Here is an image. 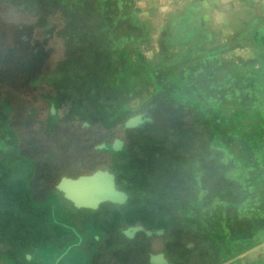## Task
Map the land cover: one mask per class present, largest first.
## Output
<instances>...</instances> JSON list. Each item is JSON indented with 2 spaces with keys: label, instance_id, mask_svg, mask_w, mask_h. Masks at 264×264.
I'll return each mask as SVG.
<instances>
[{
  "label": "rangeland",
  "instance_id": "rangeland-1",
  "mask_svg": "<svg viewBox=\"0 0 264 264\" xmlns=\"http://www.w3.org/2000/svg\"><path fill=\"white\" fill-rule=\"evenodd\" d=\"M93 7L89 5L87 10L93 11ZM88 11L83 13L87 17ZM110 14L114 20L117 14V21L123 15L133 17L137 29L125 22L109 25L95 13L90 17L102 30L100 34L94 30L91 37H100L89 46H82L79 41H68L59 24L54 30H43L38 23L40 10L32 0H0V30L5 34L0 39V50L11 49V53L6 50L11 54L9 60L17 64L16 70L0 80V99L2 105L9 102L15 109L10 118L13 123L19 122L18 133L23 134L18 141L12 136L7 115L0 106V160L6 159L3 169L17 178L19 185L33 178L28 185L34 194L32 198L25 194L28 201L13 196L0 198V209L14 212L22 226L8 229L7 236L12 239L0 241V246H24L27 240L44 250L51 245L44 240H54L50 234L55 230L78 236L64 207L52 195L39 200L46 184L44 176L38 181L37 172L54 175L50 180L55 185L56 174L72 173L73 166H79L81 171L100 167L117 175L118 187L129 197L127 226L158 223V209L143 211L144 202L156 201L158 207L160 202L173 204V218L163 235L147 240L138 235L129 243L139 246L141 258L147 253H163L170 264L227 263L243 248L242 233L247 231L243 230V221L241 230L228 227L229 219H249L258 214L256 210L264 214V205L252 204L247 199L250 190L242 184L251 182L258 197L264 198V0H118ZM73 24L80 25L75 21ZM23 56L36 61L46 56L44 62H38L42 71L28 76L31 78L26 81L33 83L30 86L26 82L19 86L16 80L30 73L22 67ZM4 60L8 62L5 54L0 63ZM41 98L59 105L51 115L58 119L52 128L42 120L50 111V104L42 103ZM25 104L35 109L34 118L39 125L20 122ZM74 109L89 110L97 120L93 124L83 119L63 124L65 114ZM141 114H147L152 123L143 130L123 129L128 118ZM96 121L106 130L97 128ZM50 130L55 136L49 137ZM25 132L33 134L32 138L26 137L30 134ZM114 138L122 140L125 148H132L134 157L141 154L144 146L154 145L158 156L165 155L161 168L146 172L149 177H137L121 163V155L92 151L104 140L110 143ZM175 139L179 142L175 143ZM247 143L253 146V156L246 149ZM15 148L32 161L17 156L18 162L24 164L15 163ZM5 154L7 157H2ZM243 155L258 163L263 170L262 179L256 178V171L252 175L248 172ZM36 157L41 158L35 164L37 169L27 167L35 163ZM211 166L218 168L219 174L214 175ZM157 173L169 176L171 184L180 183L189 193L185 195L186 190H181L179 200L157 198V191L153 190V176ZM212 177L217 179L214 184L219 188H240L242 200L228 191L214 194ZM206 188L211 190L204 191ZM147 191L153 195L150 199L146 198ZM182 204L191 205L189 211ZM101 210L113 212L110 206ZM206 222L208 225H204ZM205 226L222 232V239L214 232L221 249L205 236ZM18 230L21 236L13 238L12 232ZM207 242L215 245L210 247ZM127 248L123 260L127 261L128 256L134 263L136 252ZM73 250L61 244L60 252L48 264H85L90 259L88 254L73 256ZM6 261L10 264L8 258Z\"/></svg>",
  "mask_w": 264,
  "mask_h": 264
},
{
  "label": "trees",
  "instance_id": "trees-1",
  "mask_svg": "<svg viewBox=\"0 0 264 264\" xmlns=\"http://www.w3.org/2000/svg\"><path fill=\"white\" fill-rule=\"evenodd\" d=\"M33 3L36 4L38 10H40V16L41 19H39L40 21L38 22L39 24H41V27L43 28V30H54L55 26H57L58 24L62 27L61 28V34L63 36H67V38L69 39L68 41L73 40L75 43H78L79 41V45L82 46H89L91 43H93V39L97 40L99 36L97 37H91L94 32L96 31L98 34H100V30H102V28L100 26H97L95 23V21L93 20L92 16L90 17V15L97 13L100 17L103 18V20H106L107 22H109V25H111L113 22L114 23H118V22H125L126 24H129L133 27V30L137 29L135 28V22L133 21V17H129L126 15H123L121 17V19H118V15L116 14L115 18L117 17L116 20H114V18L111 16L110 12H112L113 10V6L117 7V2L118 0H97V4H102L99 5L100 8L97 9L96 7V0H75L72 1L71 3L66 2L65 0H32ZM94 5V10L92 11H88V6L89 5ZM96 4V5H95ZM90 9V7H89ZM88 11V17L83 14L84 12ZM92 13V14H91ZM34 16V15H33ZM77 22L78 24H80L79 26H75L73 23ZM87 23V24H86ZM86 24V25H85ZM90 24V25H89ZM40 26V25H39ZM95 30V31H94ZM4 33H2V31L0 30V39L4 37ZM91 37V38H90ZM136 39V38H135ZM86 40V42H85ZM84 41V42H83ZM7 44L8 48H9V44L6 42L5 39H3V44ZM16 43V42H14ZM18 45V44H17ZM7 50V49H6ZM5 49L0 50V58L3 54H5V57L8 58V62L7 61H3L4 63H0V80L2 77H4L5 75H7L8 73L11 72V70H16L17 68V64H15V62L10 59L9 57H11V49L6 51ZM26 51V55L29 56V52H27V48L25 49ZM9 54V55H6ZM24 58L22 59L24 61L22 67L27 68L28 72H30L29 74H26L25 77H20L17 80V84L19 86H22L25 82L26 84L33 85L32 81L27 82V79H30L31 77L28 78V76L31 75H35L34 73L38 72L39 70L42 68V65L38 64L44 62V60L46 59V56H44L43 58H41L40 61H36L34 59H32L31 57L27 58L25 56H23ZM42 70H40L41 72ZM37 74V73H36ZM2 91V90H1ZM3 94V93H1ZM5 94V93H4ZM3 94V95H4ZM8 100V98H7ZM42 103L44 104H49V101H46L45 99L41 98L39 99ZM2 101L0 99V106H3V110L5 115H7V123L10 125L9 130L11 131L12 136H14L15 139L20 138L23 134L22 133H18V129L16 126L19 122L13 123L11 121L10 116L15 115V109H12L11 104L8 102L6 104H1ZM56 105V108L59 106L56 102H54ZM25 107V113H23V117L21 118L20 122H26L29 123L30 125H39L38 122H35V116L36 115V111L35 109L30 106V105H24ZM81 109H74L71 111H68L65 114V118L62 120L63 124H68V122H71L72 124L77 123L79 120L83 119L85 121H88L90 124H93V122H95V120H97V118L95 117L94 113L89 111V110H81ZM34 118V119H33ZM19 119V117H18ZM43 121H45L49 127H53L54 125H56V123L58 122L57 119V115L55 116H51V114L48 113L45 115V118L43 117L42 119ZM70 123V124H71ZM96 126L97 128L101 129V128H105L101 122L96 121ZM54 129V128H53ZM106 130V128H105ZM51 134L49 137H53L55 136V133L53 132V130H50ZM24 133V132H23ZM27 134H30L29 132H25ZM48 132H46L47 134ZM33 134L30 135H26V137H31L32 138ZM29 138V139H31ZM171 138V136H170ZM175 143H178L179 140L175 139L174 140ZM47 146V145H46ZM46 146H43L42 148L47 150ZM132 148H130L129 146L124 148L122 150L121 153H118V155H121V157H123L121 160L122 164H125L127 167L130 168V172H135L137 173V177L138 174H146V172H149L150 170L156 169L158 171L159 168H161V164H162V160L161 158H163L165 155L161 154L158 156V153L156 151H159L156 147H154V145H146L144 146V148L142 149V152L139 156L134 157V155H132L131 153L133 152V149L130 150ZM248 149V147L246 148ZM44 150V151H45ZM249 150V149H248ZM242 154H244V151L241 150ZM1 154V152H0ZM15 155V163H20V161L18 162V157L19 158H25L29 161L30 158L26 157L24 154H21L19 150H17V148H15L14 150V154ZM247 155L248 152H247ZM18 156V157H17ZM2 157H7V155H3ZM249 157V156H248ZM10 159V158H7ZM41 158L40 157H36V161L35 163H32V166H27V167H32L34 170H36V162H40ZM242 160L244 161V163L246 164V166H248V169H255L254 171H256V175H257V169L258 168V163H255L251 158L248 160L247 156H242ZM245 160H247V162H249L247 164V162H245ZM156 161V162H155ZM251 161V162H250ZM253 161V162H252ZM4 163V164H3ZM6 159L5 161L0 160V198L6 197V196H13V197H19V198H24V200L27 199V201L29 200L28 196L25 197V194L29 195L30 198H32V196L34 195L31 191V188H29L30 186L28 185L29 182L33 179H26L25 183L23 185H19L16 181L17 178H15L14 176H9L8 172L5 171V169H3L4 165L6 164ZM21 165H23L24 163L21 162ZM26 165V164H25ZM164 167V166H163ZM212 167V166H211ZM153 168V169H152ZM211 169H213V173L214 175L219 174V169L216 167H212ZM37 174H39L40 178L38 179V181L41 179V171H38ZM252 175V173H250ZM151 175V174H150ZM158 175V173L156 174ZM145 176L149 177L148 174H146ZM153 176V175H151ZM171 176V175H170ZM174 176V175H173ZM257 177V176H256ZM155 178V184L153 185L155 188H153L154 191H157L156 193V197L160 198L161 196H165V199L167 200H171V198L173 197L174 200H179L178 196H182L183 194L187 195L189 192H187V189H184L182 185H180V183H174L171 184L170 180L172 178L168 177H164L161 176V174H159L158 176L154 177ZM220 178V177H219ZM150 179V178H149ZM157 179L159 180V182L157 181ZM245 179H248L245 177ZM213 180V184L211 186V189L213 191V193L215 194V192H218L219 194H224L226 191L232 193L231 195H235L237 196V199H239L240 201L242 199H240V196L244 197V194H242V190L238 187H235L234 189H225V188H219L217 187V184H214L215 181L217 180L214 177H212ZM252 184V183H251ZM250 187H246L244 188L249 189L250 191V195H248L247 199L252 202L255 203L256 205H258L261 202H257V195L256 192L253 189L252 185H249ZM210 188H206L204 189V191L211 190ZM243 189V190H244ZM133 190V188H132ZM181 190H186V192H184L182 194ZM202 190V189H201ZM26 192V193H25ZM246 192V191H245ZM47 193H49V190H47V188L45 190H43V195L39 200L44 199L45 197H47ZM131 194L133 195L132 191ZM247 194V193H246ZM146 198L150 199L151 197H153V195L150 192H146ZM155 197V198H156ZM169 197V198H168ZM236 199V200H237ZM246 200V198H243ZM21 200V199H20ZM147 201V200H146ZM264 203V200L262 201ZM172 202H160L158 204H160L161 206L158 207L157 202L156 201H147L143 203V211L151 210V207L158 209V213L161 215L160 219H162V217L166 218V220L162 219L163 221H161V223L168 228L169 227V222L172 220L173 215L171 214V208H173V204H171ZM187 203L189 204V202L187 201ZM25 204V202H24ZM188 204H182L185 208L186 211H189V207L191 205ZM237 204V203H235ZM2 205V204H0ZM156 206V207H155ZM196 207V205H195ZM115 211L117 213H119L117 210H119L121 212L122 215V219L124 222L129 221V219H127L128 213H129V208L127 207V205H125L122 209H120L119 207H115ZM155 209V210H156ZM148 213V212H147ZM260 215V214H259ZM258 214L256 215H251L249 219H241V218H237V217H233L229 219L228 222V227H231L232 229H240L241 230V226L240 223H245L244 224V229L247 231H251V233L253 234L252 237L250 238V240H256V238L262 237L264 238V217H260ZM186 220V219H185ZM207 221V220H205ZM14 224H11V223ZM185 225L187 223V221H184ZM204 225H208V223L206 222ZM224 225V224H223ZM14 226H16L15 229H19L22 228L19 220H18V216L14 213L11 212L10 210H8V208L3 207V209H0V241L6 239H12L10 236L8 237L7 234L8 233V229L13 228ZM206 228H204V234L205 236H207L208 238H211L212 241L218 246V249H221V242L219 240V238L214 234V232L217 233L218 236H220V238L222 239V236L220 233H222L221 231H213V229H209L208 226H205ZM247 228V229H246ZM19 231V232H18ZM13 231L12 235L13 238L18 236H21L20 231ZM229 231V230H228ZM22 232H24V230L22 229ZM25 233V232H24ZM34 237V234L32 235ZM36 237L39 236V234L35 235ZM43 237H46V235H43ZM260 238V239H263ZM259 239V240H260ZM233 240V239H232ZM231 240V241H232ZM42 242V240H40ZM204 241L206 242L207 239L204 238ZM25 244H23L25 247H27V249L32 248L31 246H38L37 243H32L30 241H24ZM44 242H48V244L50 245L51 240L47 238V240H44ZM213 242H207L208 246L211 247V245H215ZM17 243L15 246L13 247H18ZM187 247V246H186ZM185 247V248H186ZM211 251H213V247L210 248ZM220 256V255H218Z\"/></svg>",
  "mask_w": 264,
  "mask_h": 264
},
{
  "label": "crops",
  "instance_id": "crops-1",
  "mask_svg": "<svg viewBox=\"0 0 264 264\" xmlns=\"http://www.w3.org/2000/svg\"><path fill=\"white\" fill-rule=\"evenodd\" d=\"M246 146L250 150V155L253 156V151L251 152V150H253V146L248 143L246 144ZM262 171L263 170H261L260 168L257 169L256 178L258 180L262 179V176L260 174ZM248 172L252 173L255 171L250 168L248 169ZM243 179L246 180L245 177H243ZM242 184L243 185L247 184L246 187H250L249 185H252L253 188H255V185L251 184V182L247 183L246 181H243ZM263 200L264 198H260L257 195L256 201L261 203H259L258 205L252 202L251 203L260 207V205H264V203L262 202ZM256 211L258 212V215L260 214L259 215L260 217H264V214L260 213L261 210H256ZM243 230L245 231V229ZM242 234L244 235L243 238L244 240H242L241 244L240 243L239 244L240 247L243 248L239 252H237V255L234 256L232 260L224 264H264V238L262 237V235L261 237L256 238V240L252 241L250 240V238L253 235L251 231H245ZM50 236L54 238V240H51L50 242L51 245L45 248L44 250L38 249L37 248L38 246H36V248L34 249L33 248L27 249V247L25 246L9 247L7 249L4 245L0 246V264H7L6 262L8 261H6V258H8L10 264H38V261L40 262L39 264H48V262L50 263V261L55 256V254L60 252L61 244L62 245L65 244L66 246H71L75 250V251L73 250L72 253L73 256H75L78 253H82L83 255L84 254L90 255V259L85 264H124L122 260L123 252L121 251L122 250L121 244L123 240L121 237H118V239L117 237H114L115 238L114 241L107 240L105 245L101 246V248H98L101 239L97 238L98 235L96 234H90L87 237H85L83 235L76 236L71 233L66 234L65 236L63 234L55 235L54 233H52V235L50 234ZM76 238L78 239L76 240ZM83 239H85L86 241L82 245V243L84 242ZM104 248L107 251L103 252L102 250ZM132 252L131 254H133ZM10 253L12 255L11 258L10 256H7ZM126 254L131 255L130 253H126ZM37 256H39L40 259L36 260ZM131 261L132 258L127 256L126 264L127 262H129L130 264H137L136 262L133 263ZM56 264H59V262ZM216 264H222V262H217Z\"/></svg>",
  "mask_w": 264,
  "mask_h": 264
},
{
  "label": "flooded vegetation",
  "instance_id": "flooded-vegetation-1",
  "mask_svg": "<svg viewBox=\"0 0 264 264\" xmlns=\"http://www.w3.org/2000/svg\"><path fill=\"white\" fill-rule=\"evenodd\" d=\"M50 104V107L53 106L55 111H56V105L54 102H51L49 103ZM50 113V111H49ZM148 126V124L144 127H140V128H134V129H137V130H143L145 129L146 127ZM123 127V126H122ZM127 130H131V129H127ZM117 139V138H116ZM115 138L112 139V141L109 143L108 140H104L103 142H101L100 144L94 146V149L92 151L94 152H101L103 154H106V155H113V156H118V153H121L122 150L125 148L124 147V142L122 140H119L122 142V148L119 150V151H116V152H112L110 150H97L96 147H98L99 145L101 144H105L107 145L108 147L112 146V144L114 143V140H116ZM79 166H73V171L72 173H60L59 175L56 174V177L58 178L57 179V183L55 185L52 184V179H54V175L50 174V175H44L42 172H41V178H43V182L46 184V188L47 190H49V193H47L49 195H52L54 199L57 200V202L59 204H61L63 207H64V210L67 212V215L69 217V221H71L72 223H70L72 225V227H75L74 228V232L77 233L78 235H83L85 237H87L88 235L90 234H96L98 235L97 238L101 239L100 241V245L103 246L106 244V241L109 240V241H114V237H121L122 238V252L123 251H127L128 250V246H130V248L136 252V254H134V260L137 264H150L149 262V256L150 255H155V254H160V253H155V254H148L147 253V256L145 258H141L140 257V252H139V246H134L132 244H129V243H132L133 239L137 238L138 235H142L144 237V239H151V238H157V237H160L161 235L164 234L165 230H166V227L161 223V221L163 220L162 219H159L158 220V223L155 224V225H148V224H145L144 222H138L136 224H133V225H129L127 226L126 224H130V222H124L123 219H122V215H121V212L119 210H117L119 213H117L115 211V207H119L120 209H122L125 205L128 204L129 202V197L127 196V200L125 203L123 204H112V203H104V204H101L99 205L96 209L94 210H91V209H73V208H68L67 207V204H66V201H65V198L64 196H61V195H58L55 191H54V187L58 184V182L60 181V179L62 177H66V178H70V179H76L77 177L81 176V175H90L96 171H107L108 173L112 174L114 176V180H115V187L122 191L118 185H117V175L114 173V172H111L110 170L106 169V168H95L94 170L92 171H81L80 168L78 169ZM51 179V180H50ZM50 180V181H49ZM45 188V189H46ZM123 192V191H122ZM127 195V194H126ZM47 198V197H46ZM104 206H110L113 208V212L111 213H106V212H102V208ZM161 216V215H160ZM165 217V216H164ZM126 225L124 228L120 229L119 226L121 225ZM161 224V225H159ZM133 226H141L144 230H148V231H152V232H155V231H159V230H162V233L160 235H151V236H146L143 232H138L136 233L131 239H128L124 236L123 234V231H125L127 228L129 227H133ZM156 226H158L157 228H155ZM53 233L56 235L58 234H63L64 236L66 234H72V232L70 231H66V230H61V231H53ZM86 240H84V242L82 243V245L85 243ZM59 245V244H58ZM97 252V250H96ZM139 252V253H138ZM163 254V253H161ZM164 255V254H163ZM165 257V255H164ZM165 259L167 260V258L165 257ZM123 260V258H122ZM126 261L123 260V263H125ZM168 264H170V262L167 260Z\"/></svg>",
  "mask_w": 264,
  "mask_h": 264
},
{
  "label": "water",
  "instance_id": "water-1",
  "mask_svg": "<svg viewBox=\"0 0 264 264\" xmlns=\"http://www.w3.org/2000/svg\"><path fill=\"white\" fill-rule=\"evenodd\" d=\"M55 109L50 107V114L54 115ZM152 123V119L147 114L135 115L128 118L123 129L142 128ZM122 148V142L114 140L112 146L108 147L101 144L96 147L97 150H110L112 152L119 151ZM103 184L100 186V182ZM70 186L65 190L63 186ZM114 176L107 171H96L90 175H81L76 179L62 177L58 184L54 187V191L64 196L67 207L73 209H96L104 203L123 204L127 200V195L115 187ZM143 232L146 236L160 235L162 230L148 231L141 226H133L123 231L126 238L131 239L136 233ZM150 264H168L163 254H155L149 256Z\"/></svg>",
  "mask_w": 264,
  "mask_h": 264
},
{
  "label": "bare ground",
  "instance_id": "bare-ground-1",
  "mask_svg": "<svg viewBox=\"0 0 264 264\" xmlns=\"http://www.w3.org/2000/svg\"><path fill=\"white\" fill-rule=\"evenodd\" d=\"M102 184H103V181H101V182H100V186H101ZM63 187H64V189H65V190H67V189H70V188H71L70 186L68 187L67 185H66V186L64 185Z\"/></svg>",
  "mask_w": 264,
  "mask_h": 264
}]
</instances>
